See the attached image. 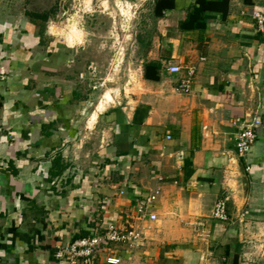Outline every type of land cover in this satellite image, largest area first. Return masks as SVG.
I'll return each mask as SVG.
<instances>
[{
  "label": "crops",
  "instance_id": "crops-1",
  "mask_svg": "<svg viewBox=\"0 0 264 264\" xmlns=\"http://www.w3.org/2000/svg\"><path fill=\"white\" fill-rule=\"evenodd\" d=\"M39 1L0 0V264H56L60 247L130 220L144 244L95 264H264V0H142L137 86L94 110L85 33L75 20L52 33L56 0ZM246 116L262 126L244 161L232 120ZM156 189L157 220L139 221V193Z\"/></svg>",
  "mask_w": 264,
  "mask_h": 264
},
{
  "label": "rangeland",
  "instance_id": "rangeland-1",
  "mask_svg": "<svg viewBox=\"0 0 264 264\" xmlns=\"http://www.w3.org/2000/svg\"><path fill=\"white\" fill-rule=\"evenodd\" d=\"M42 3L43 6H49L47 1ZM143 3L142 0L55 1L56 13L45 26L54 34L63 32L60 35L64 39L72 36L69 21L75 20L76 28L85 33V45L87 51L91 52V55L90 52L87 54V61L90 57L92 60L88 65L92 63L95 68L88 81L92 87H98L93 91L92 110L105 101L106 94L124 98L137 86L138 53L135 37L139 12L145 9ZM61 46L66 48L64 41Z\"/></svg>",
  "mask_w": 264,
  "mask_h": 264
},
{
  "label": "built area",
  "instance_id": "built-area-1",
  "mask_svg": "<svg viewBox=\"0 0 264 264\" xmlns=\"http://www.w3.org/2000/svg\"><path fill=\"white\" fill-rule=\"evenodd\" d=\"M252 18L255 22L258 32L264 35V13L254 12ZM171 74H180L181 67L171 66L167 69ZM195 75V68L188 69V76L181 85L180 91L189 94L192 89ZM232 125L237 129L236 148L239 158L247 161L250 157L253 147L258 139V129L262 126V121L258 117L246 116L244 118H235ZM171 140V136H167ZM249 170V167H247ZM160 190L156 189L149 193H139L138 206L136 207L135 217L139 221L148 219L156 221L157 216L151 213V205L157 200ZM228 199L217 201L214 206V219L221 222L230 220L228 214ZM99 228V227H98ZM91 231L89 237L76 239L67 245L60 247L54 254L56 264H95L97 256L112 253L116 248L125 247L130 250L140 248L146 239L145 233L139 227L130 222L127 224H110L103 231ZM115 245V247H112ZM121 259L116 256H108L106 264H119Z\"/></svg>",
  "mask_w": 264,
  "mask_h": 264
},
{
  "label": "trees",
  "instance_id": "trees-1",
  "mask_svg": "<svg viewBox=\"0 0 264 264\" xmlns=\"http://www.w3.org/2000/svg\"><path fill=\"white\" fill-rule=\"evenodd\" d=\"M52 11H49V12H44V13H27V15L33 19V20H41L43 22L47 21L48 20V17L50 14H52Z\"/></svg>",
  "mask_w": 264,
  "mask_h": 264
},
{
  "label": "bare ground",
  "instance_id": "bare-ground-1",
  "mask_svg": "<svg viewBox=\"0 0 264 264\" xmlns=\"http://www.w3.org/2000/svg\"><path fill=\"white\" fill-rule=\"evenodd\" d=\"M106 100L110 99V94H106V97H104ZM101 105V104H100Z\"/></svg>",
  "mask_w": 264,
  "mask_h": 264
}]
</instances>
